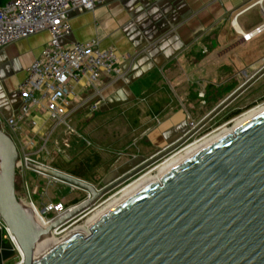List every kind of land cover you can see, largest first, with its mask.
Segmentation results:
<instances>
[{
	"label": "crops",
	"instance_id": "crops-1",
	"mask_svg": "<svg viewBox=\"0 0 264 264\" xmlns=\"http://www.w3.org/2000/svg\"><path fill=\"white\" fill-rule=\"evenodd\" d=\"M68 20L63 46L95 40L126 56L121 77L103 74L97 91L80 84L79 100L68 109V118L78 108L94 106L97 113L99 147L66 173L86 182L98 170L115 178L148 160L188 132L201 115L199 100L206 96L217 106L221 94L226 98L264 66V56L254 63L237 51L264 34L241 39L264 24V0H106L93 11L72 9ZM48 39L40 32L0 50V124L19 111L18 85ZM37 122L41 137L55 125L45 113ZM79 165L82 177L71 172ZM4 239L0 232V251H7Z\"/></svg>",
	"mask_w": 264,
	"mask_h": 264
},
{
	"label": "water",
	"instance_id": "water-1",
	"mask_svg": "<svg viewBox=\"0 0 264 264\" xmlns=\"http://www.w3.org/2000/svg\"><path fill=\"white\" fill-rule=\"evenodd\" d=\"M264 74V66L183 137L104 188L40 164L28 167L81 189L85 200L47 227L16 196L19 152L0 129V220L22 264H264V111L211 141L54 246L41 239L163 159Z\"/></svg>",
	"mask_w": 264,
	"mask_h": 264
},
{
	"label": "built area",
	"instance_id": "built-area-1",
	"mask_svg": "<svg viewBox=\"0 0 264 264\" xmlns=\"http://www.w3.org/2000/svg\"><path fill=\"white\" fill-rule=\"evenodd\" d=\"M105 1L8 0L0 6V50L40 32H47L49 35L47 46L30 64L25 78L18 85L21 100L19 111L6 119L4 124H0V129L13 140L19 152L16 168L19 166L21 169H28L31 163L44 165L37 160V156L47 153L46 142L50 133L66 121L71 102L79 100L76 89L80 84L83 83L84 86L97 91L103 74L111 80L123 75L120 65L126 56L118 54L115 49L100 48L95 40L74 42L68 46L61 44L62 38L71 33L68 13L72 9L93 11ZM263 30L264 24L252 32L241 34V39L248 42ZM200 96L203 97V94ZM43 113L55 125L41 137L36 128L37 117ZM189 127L194 129V122H189ZM23 203L33 210L35 219L40 221L38 223L42 227L49 226L73 207L65 208L61 203L55 202L43 204L41 207L32 198ZM73 220L51 234L61 238L62 232L71 226L69 223ZM2 230H5L6 237H9L5 225L0 220V231ZM19 257L21 258L20 255ZM20 261L22 263V258Z\"/></svg>",
	"mask_w": 264,
	"mask_h": 264
},
{
	"label": "rangeland",
	"instance_id": "rangeland-1",
	"mask_svg": "<svg viewBox=\"0 0 264 264\" xmlns=\"http://www.w3.org/2000/svg\"><path fill=\"white\" fill-rule=\"evenodd\" d=\"M237 51L246 52V54H251L250 61L257 63V61H260V58L264 56V34L260 37L254 38L244 48H240ZM259 70L260 68H256L253 71V74L257 73ZM248 72H250V69L248 70ZM242 75L243 76L241 78H244L245 76L243 73ZM215 92L216 91H211L209 93L210 96H212V94H214ZM196 93H198L199 95L203 94L202 92L198 91ZM207 101L208 97L205 96L204 99H201V101L199 100L196 104V108L201 110V115L196 117L195 120H193L195 126L211 110L216 107L215 105L212 106L211 104L207 103ZM216 103H221L220 98L218 101L215 102V104ZM263 103L264 74L252 85H250L245 91H243L235 100H233L228 105L227 109H223L211 121L205 124L198 131H196V133L189 137V139L179 148H177V150H179L185 145L192 143L195 140L201 139L202 137L213 133L214 131L224 127L225 125H228L227 128H230V122L232 120L246 113L250 109L262 105ZM94 109V106H90V108L84 107L81 110L78 108L73 116L67 118L64 123H60L55 128L48 141V144L46 146L47 153L40 154L37 160L40 163H43L44 165L49 166L51 168H55L53 167L54 164H58L63 168V170H58L63 173H67L68 169L76 165L75 163H77L78 161H82L89 152L96 150L99 147L97 142H99L101 139V132L98 127L99 123L96 120L97 115L95 114L97 113L93 111ZM237 109L241 110V113L238 116H235L228 123L227 121H223L224 117L229 112H232ZM190 130L191 128L188 126V132ZM94 141L97 143V145L93 143ZM177 150L173 151L172 153L176 152ZM172 153H170L169 155H171ZM169 155H167L166 157H168ZM166 157H164L163 159H165ZM163 159L157 161L156 163L146 168L130 180L111 190L105 196L97 200V202L88 210L75 217L74 220L69 224H71V226L73 225V228L83 225L86 220V217H88L92 211L101 206L109 198L114 196L125 185L129 184L131 181L135 180L140 175L151 170ZM111 176L112 174L110 175V173L104 175L103 171L98 170L93 174L92 180L88 183L92 184L95 189L100 190L111 182H113L114 180H116L117 178L121 177L120 175L116 176L115 178ZM15 186L16 196L18 199L23 202H27L30 198H32V200L35 201V203L41 207L43 206V204L47 205L51 202H55L61 203L65 208H71V202L73 200H78V203H80L87 197V193L81 189H77L63 182L45 176L41 173H37L36 171L30 168L21 169L19 166L16 168ZM0 232L2 236L6 238L4 239V243L7 244V246L5 247L7 248V251H0V264H17L19 262V255L17 253V250H15L13 245L9 242L8 237H6L5 230H2Z\"/></svg>",
	"mask_w": 264,
	"mask_h": 264
},
{
	"label": "bare ground",
	"instance_id": "bare-ground-1",
	"mask_svg": "<svg viewBox=\"0 0 264 264\" xmlns=\"http://www.w3.org/2000/svg\"><path fill=\"white\" fill-rule=\"evenodd\" d=\"M263 111H264V103L262 105H260V106H257V107H255L253 109H250L246 113H244L241 116H239V117L235 118L234 120H232L230 122V124H231L230 128H227L228 125H225L224 127L220 128V129H217L213 133H211V134H209L207 136H204L201 139L195 140V141H193L192 143H190L188 145L183 146L179 150L176 149L177 150L176 152L172 153L171 155H169L168 157L163 159L159 164L155 165L148 172L140 175L135 180H133L129 184L125 185L114 196L109 198L101 206H99L94 211H92L90 213V215L88 217H86V220L83 223V225L77 226V227H74V228H73V225L68 227L67 229H65L62 232L63 235H62L61 238H56L55 234H53V233L48 235V236H46V237H44L37 244L35 251L43 249V248H47V247H50V246H54L60 240H62L67 235H69L71 232H73L74 230H76V229H78L80 227H85L87 229V231H88L89 224L93 220H95L97 217H99L100 215H102L103 213L108 211L117 202H119L120 200L124 199L125 197H127L128 195H130L131 193L136 191L138 188L143 186L145 183L149 182L150 180L157 178L158 181H159L160 177L166 171H168L169 169H171L175 165L179 164L180 162H182L186 158L190 157L196 151H198L199 149H201L202 147H204L205 145H207L211 141L215 140L219 136L225 134L228 131H230L232 133L236 128H238L239 126H241L245 122L249 121L253 117L257 116L258 114H260ZM230 124H229V126H230ZM38 222H40V221L38 220ZM8 238H9V242L13 245L15 250H17L19 252V255L21 256V252L18 249L13 237L11 235H9ZM19 259L21 260L20 257H19ZM20 260H19V262L17 264H22Z\"/></svg>",
	"mask_w": 264,
	"mask_h": 264
},
{
	"label": "trees",
	"instance_id": "trees-1",
	"mask_svg": "<svg viewBox=\"0 0 264 264\" xmlns=\"http://www.w3.org/2000/svg\"><path fill=\"white\" fill-rule=\"evenodd\" d=\"M7 1H8V0H0V6H3ZM226 95H227V92L224 93V94H222V95L220 96V102L225 98ZM227 107H228V106H227ZM227 107H226L225 109H227ZM225 109H224V110H225ZM240 113H241V110H239V109L234 110V111H232V112H229V113L224 117L223 121H225V122L227 121V123H228L230 120H232L235 116H238ZM216 116H217V115H216ZM53 167H55V168H57V169H61V168H62V167L59 166L58 164H54ZM71 172L73 173V175H76V176H78V177H82V176L84 175L83 166L79 165V166L73 168V169L71 170ZM76 204H78V200H73V201L71 202V206H74V205H76Z\"/></svg>",
	"mask_w": 264,
	"mask_h": 264
}]
</instances>
